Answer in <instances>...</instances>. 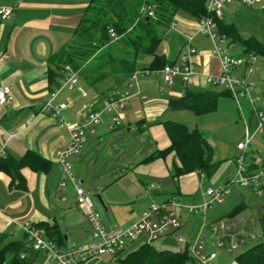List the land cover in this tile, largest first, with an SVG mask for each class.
<instances>
[{"label": "crops", "instance_id": "1", "mask_svg": "<svg viewBox=\"0 0 264 264\" xmlns=\"http://www.w3.org/2000/svg\"><path fill=\"white\" fill-rule=\"evenodd\" d=\"M89 2L0 0V6L13 8L8 18L0 19V88L9 86L12 95L6 105L0 106V158L21 160L27 151H33L50 162L46 171L27 165L22 167L24 188L13 186V177L0 171V242L23 238L25 230L21 225L25 224L37 226V231L46 235L39 225L41 223L57 226L64 240L63 250L91 241L92 227L77 203L73 185L68 183L65 192L59 189L63 168L57 160V153L68 144L69 132L60 126L52 112L44 108L51 89L61 80L50 58L73 39ZM175 22L177 27L172 30L184 39L186 46L188 36L196 38L203 34L198 32L197 20L193 17H179ZM242 56L245 54L237 57ZM178 58L179 55L173 61ZM151 61L152 57L141 55L137 70L139 66L141 69L148 67ZM196 61L198 64L191 58L196 73L187 84L177 79L176 84L162 88L160 73H153L156 74L154 77L145 70H142L144 75L136 70L131 75L114 74L94 83L79 74L86 95L63 88L55 98L54 104H67L62 117L76 123L101 107L110 92H136L139 89L140 94L132 96L125 106L121 125L111 129L110 115L104 114L101 124L89 133L82 150L69 159L80 186L87 192L88 188L100 192L98 196L106 211L119 220L126 218L125 227L137 221L153 201L161 203L174 199L183 205L200 204L197 194L206 174L202 179L196 172L182 175L177 181L173 179L172 165L178 162L174 152L148 160L154 152L170 146L164 121H179L196 128L182 120L185 117L180 115L186 116L183 113L187 110L173 111L169 106L171 98L184 95L187 89H211L206 76L221 74V64L215 52H202ZM135 73L138 85L131 86V77ZM255 76L254 73L253 78ZM259 78L264 80V76L258 75ZM227 92L224 88L220 93L232 97ZM134 139L138 144L132 146ZM100 165L104 167L96 172L94 168ZM108 165L112 168L109 169ZM172 210L182 223L177 233H184L189 240L194 238L200 215L190 214L184 207H173ZM85 223L90 227V233L84 229ZM166 238L179 243L173 236ZM161 239L155 241L160 246L163 244Z\"/></svg>", "mask_w": 264, "mask_h": 264}, {"label": "built area", "instance_id": "2", "mask_svg": "<svg viewBox=\"0 0 264 264\" xmlns=\"http://www.w3.org/2000/svg\"><path fill=\"white\" fill-rule=\"evenodd\" d=\"M226 0H206V9L209 13L197 21L198 32L208 35L215 47V54L221 64V74L217 76H206L208 83L221 85L224 87L237 102L240 112L245 121V141L237 144V149L243 153L236 157V173L233 181L242 186L252 187L260 196L264 197V160L256 156L255 152L250 150L253 138L259 136L264 142V109L258 108L254 100L250 98L251 84L248 75L254 71L253 64L256 56L248 54L242 57L228 55L224 48H220L219 43L224 40V36L218 32L216 18H222L221 9ZM242 5L252 7L256 3H263L264 0H238ZM144 15L154 16L153 7L143 6ZM13 12L12 7L0 6V19L8 18ZM176 22H172L170 29H176ZM110 35L113 39L118 36L113 29H110ZM191 36L187 37V47L178 61L174 64H167L161 70L149 71L160 73L161 83L164 86H170L175 80L180 79L183 84L195 75V70L191 62V55L195 49L189 45ZM228 47V46H227ZM138 85L136 73L131 77V86ZM78 90L82 95H86L85 90L79 82V71L72 66L66 65L61 86L49 93L45 107L57 117L61 127L69 132L68 144L59 150L57 160L63 168V177L60 183V191L67 190V184L71 183L74 187L77 203L83 208L87 219L92 227V238L87 244L60 248L53 241L48 240L29 224L21 225L25 230L28 239V247L43 255L41 264H81L94 255H108L113 260H117L121 252L130 243L137 240H143V243H154L165 237L173 236L181 245V251H187L192 258V264H212L217 258L215 249H224L232 252L240 246L255 242L263 237V232L255 231L253 220L249 222L238 223L233 218L210 222L205 218L209 207L214 203H222L224 196L229 192L226 186L211 187L206 190V195L210 201L200 204L183 205L180 201L169 199L164 202L153 201L149 208L145 210L140 218L126 227L107 229L100 220V215L86 189L80 186L79 181L74 176L69 159L80 152L88 140L89 133L94 132L96 127L101 124L104 114L110 115V128L114 129L121 125L124 118L123 110L129 99L140 94L139 89L134 91L110 92L102 103V106L90 111L80 121L72 123L62 117V111L67 108L65 102L54 104L55 98L61 89ZM163 88V86H162ZM12 98L9 86L0 88V106L6 105ZM241 98L248 102V111L250 120L244 115ZM204 174L200 175L202 179ZM173 207H184L190 214L200 215V224L197 234L192 239H186L177 232L182 223ZM209 242L210 250L206 244ZM25 257V253L21 254Z\"/></svg>", "mask_w": 264, "mask_h": 264}, {"label": "trees", "instance_id": "3", "mask_svg": "<svg viewBox=\"0 0 264 264\" xmlns=\"http://www.w3.org/2000/svg\"><path fill=\"white\" fill-rule=\"evenodd\" d=\"M205 3L206 0H90L73 39L50 58L57 68L56 75L61 78L51 91L61 86L66 65L80 71L83 79L94 83L114 74L131 75L137 70L141 55L152 57L150 65L142 70L158 71L167 64H174L176 61L168 60L160 50L165 32L181 11L197 21L208 16ZM148 5L153 7L154 16L144 15L142 7ZM262 12L264 14V7ZM216 20L218 32L230 43L238 42L245 55L264 57L262 41L254 36L243 37L233 24L225 23L222 18ZM110 29L116 32V39L111 37ZM103 49L104 54L97 58L94 65V57ZM87 64V70L83 71ZM220 96L221 93L213 89H187L184 95L171 98L169 106L173 111L188 110L200 116L215 111ZM163 126L170 146L154 152L148 160L174 152L178 162L172 165V177L176 181L192 172L199 176L214 173L216 164L212 162L210 148L198 128L173 120L164 121ZM26 165L46 171L50 162L33 151H27L21 160L0 158V171L13 177L15 187H25L20 170ZM238 211L239 208L234 207L229 216L233 218ZM260 224L263 237L235 257L237 264H264V214ZM39 225L46 231L43 236L61 248L64 240L57 226L48 223ZM36 227L32 228L37 230ZM23 253L24 258L21 257ZM39 254L28 247L26 233L21 239L0 242V264H36ZM191 261L187 251L157 248L153 243H143L126 254L121 252L117 258L118 264H187Z\"/></svg>", "mask_w": 264, "mask_h": 264}, {"label": "rangeland", "instance_id": "4", "mask_svg": "<svg viewBox=\"0 0 264 264\" xmlns=\"http://www.w3.org/2000/svg\"><path fill=\"white\" fill-rule=\"evenodd\" d=\"M263 7L264 4L259 2L252 7H249L242 5L238 0H226L221 9L222 19L225 23L233 24L243 37L254 36L264 43ZM179 17L189 18L190 15L181 11L176 15V19L178 20ZM228 44L232 45L230 46ZM190 46L195 49V53L191 56L192 61L195 62V64H198L196 58L201 56L202 52L206 53L208 50L215 52L212 40L203 34H199L196 38L193 36ZM219 46L220 48H224L228 55H244L240 44L238 42L230 43L227 38H224V40L219 43ZM186 47L184 39L169 28L163 36L160 50L173 61L178 55L180 56L185 52ZM104 50L105 49L100 51L98 55L94 57L92 62L94 65L97 64V58L104 54ZM139 65H141V63H139ZM87 68L88 64L85 65L82 70H87ZM253 68L254 71L249 74L248 78L249 83L251 84L250 98L255 101L258 108L264 109V80L262 78L258 79V75H260V77L264 76L263 56L256 55ZM138 69L139 70L136 72L143 74L141 66H139ZM254 73L256 75L255 78H253ZM155 75L156 74L151 72V76L156 77ZM209 75L213 76V74ZM159 78L161 79L160 76ZM160 86L165 88L162 83ZM208 86L218 92H222L224 89L221 85H214L211 83H208ZM241 104L244 115L249 119L250 114L248 111L247 100L241 98ZM183 114H187L188 116L180 115L185 117L182 120L187 121L191 127L198 128L206 140L210 148L211 160L216 164L214 173L211 176L206 175L204 183H201V188L197 194V197L200 198L199 203L210 201V197L206 195V190L211 187L227 185V189H229V192L224 196L222 203H214L208 208L205 218L210 222L229 219V217L231 218V216H229L231 210L234 207H237L239 208V211L236 215L232 216L233 219L237 220L240 224L242 222L253 220L255 222L253 229L255 231H261L260 219L264 214V197L258 195L252 187L242 186L240 183L233 181V176L236 173V157L243 153L242 151L237 150V144L245 141V121L237 102L232 97L222 94L218 99V107L215 111L197 116L187 110ZM135 131L136 128L134 129V132ZM136 144H138V141L135 139L132 140L131 145L135 146ZM249 149L254 151L256 156H260L264 160V142L261 137L255 136ZM103 167V165H100L94 169L96 172H99ZM108 168L111 169L112 166L108 165ZM84 185L86 184L84 183ZM88 192L95 208L99 215H101V222L107 229L125 227L127 220L124 219L126 218L119 220L110 211H106L105 205L102 204L98 198L100 192L96 191L95 188H88ZM125 207L126 206H124V208ZM84 229L89 233L91 231L86 223L84 224ZM179 235L189 239L182 232H180ZM160 241L163 243L162 246H160L158 242H155L156 247L172 250H178L180 248V245L176 240H169L166 236L165 239H161ZM141 243V240L130 243V245L124 249L123 254L135 249ZM253 243L254 242H249L232 252H227L224 249H215L217 252V258L212 264H237L235 257L239 253L245 251ZM206 247L208 250L211 249L209 242H207ZM43 260V255L40 253L36 260V264H41ZM83 264H118V262L108 255H94L84 261ZM187 264H191V262H188Z\"/></svg>", "mask_w": 264, "mask_h": 264}, {"label": "water", "instance_id": "5", "mask_svg": "<svg viewBox=\"0 0 264 264\" xmlns=\"http://www.w3.org/2000/svg\"><path fill=\"white\" fill-rule=\"evenodd\" d=\"M98 198L100 199L101 203L103 204L101 197H100V196H98Z\"/></svg>", "mask_w": 264, "mask_h": 264}]
</instances>
